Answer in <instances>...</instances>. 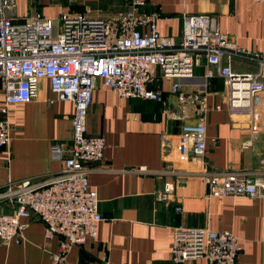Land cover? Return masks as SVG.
I'll use <instances>...</instances> for the list:
<instances>
[{
	"label": "crops",
	"instance_id": "obj_1",
	"mask_svg": "<svg viewBox=\"0 0 264 264\" xmlns=\"http://www.w3.org/2000/svg\"><path fill=\"white\" fill-rule=\"evenodd\" d=\"M10 15L17 21L33 16L57 18L62 13H82L109 18L126 9V0H15ZM146 9L158 10L161 35L178 40L185 15L214 16L222 31L238 46L264 53V3L253 0H147ZM201 58L192 78H161L149 86L160 89L165 104L118 96L95 81L87 114V133L105 139L103 159L90 164L88 186L95 190L103 219L96 236L72 246L63 264H208L204 258L175 263L170 259L173 229L177 226L229 230L241 249L236 264H264V197H208L202 171L237 172L248 178H264V129L252 137L249 117L230 115L223 104V79L206 80L210 105L222 104L207 117L203 160L184 161L178 155L181 122L172 120L164 108L176 109L172 83L181 89L200 88L205 71ZM255 69L253 62L234 61L233 68ZM5 106L0 83V109ZM71 101L60 100L42 79L37 96L24 103L9 104L10 146L0 147V189L7 182L41 181L60 172L62 162L52 160V144L69 143L73 135ZM170 143L167 155L163 142ZM249 142V143H248ZM145 166L147 171H139ZM165 181L175 183L168 200H156ZM179 185H177L178 183ZM179 207L180 210H176ZM0 203V212H9ZM24 240L4 243L0 239V264H52L59 238L46 239L44 225L36 217H22Z\"/></svg>",
	"mask_w": 264,
	"mask_h": 264
},
{
	"label": "built area",
	"instance_id": "obj_2",
	"mask_svg": "<svg viewBox=\"0 0 264 264\" xmlns=\"http://www.w3.org/2000/svg\"><path fill=\"white\" fill-rule=\"evenodd\" d=\"M146 6L147 0H127L126 9L109 18L62 13L57 18L36 15L17 21L9 13L16 7L15 0H0V83L5 103L0 109V147L9 148L11 141L7 106L35 98L42 79L58 99L71 101L74 110L71 141L49 148L50 158L62 162L60 172L41 181H9L0 189V203L10 208L0 212L2 242H22L21 218L34 216L43 223L46 239L59 238V249L50 257L52 264H63L72 246L96 236L103 217L87 174L90 164L103 159L105 139L89 135L86 127L96 80L120 97L165 104L162 91L149 86L159 79L156 70L161 78L188 79L204 58L200 88L185 91L179 81L173 82L176 109L163 110L181 122L178 155L184 161H201L208 152L207 117L211 110L223 107L208 102L206 80L215 75L223 79L221 95L226 111L247 115L252 137L264 129V53L238 46L208 14L185 15L178 40L161 35L157 28L160 12ZM236 60L253 62L256 68L237 71L233 68ZM169 149L165 140L163 153L167 155ZM202 173L208 197H264L261 175L248 178L237 172L211 173L207 169ZM174 185L165 181L155 199H170ZM240 249L229 230L177 226L169 254L175 263L204 258L208 264H236Z\"/></svg>",
	"mask_w": 264,
	"mask_h": 264
},
{
	"label": "rangeland",
	"instance_id": "obj_3",
	"mask_svg": "<svg viewBox=\"0 0 264 264\" xmlns=\"http://www.w3.org/2000/svg\"><path fill=\"white\" fill-rule=\"evenodd\" d=\"M237 71H244L243 69H237Z\"/></svg>",
	"mask_w": 264,
	"mask_h": 264
},
{
	"label": "trees",
	"instance_id": "obj_4",
	"mask_svg": "<svg viewBox=\"0 0 264 264\" xmlns=\"http://www.w3.org/2000/svg\"><path fill=\"white\" fill-rule=\"evenodd\" d=\"M127 1V0H126ZM126 7H127V4H126ZM151 101H153V100H151ZM156 102H158V101H156Z\"/></svg>",
	"mask_w": 264,
	"mask_h": 264
}]
</instances>
